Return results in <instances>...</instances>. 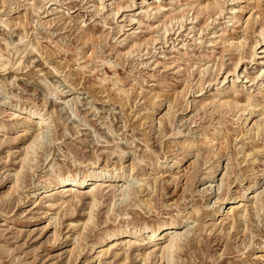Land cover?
Instances as JSON below:
<instances>
[{
  "label": "rangeland",
  "instance_id": "obj_1",
  "mask_svg": "<svg viewBox=\"0 0 264 264\" xmlns=\"http://www.w3.org/2000/svg\"><path fill=\"white\" fill-rule=\"evenodd\" d=\"M262 29L264 0H0V264H164V233L139 230L174 221L172 264H264V213H215L264 186ZM18 107L50 124L16 182ZM228 160L227 185L203 190ZM101 171L129 188L91 185L87 223L88 190L56 175Z\"/></svg>",
  "mask_w": 264,
  "mask_h": 264
},
{
  "label": "bare ground",
  "instance_id": "obj_2",
  "mask_svg": "<svg viewBox=\"0 0 264 264\" xmlns=\"http://www.w3.org/2000/svg\"><path fill=\"white\" fill-rule=\"evenodd\" d=\"M27 17H28V15H27ZM28 20H30V18ZM31 20H32V17H31ZM2 57H3V54L0 53V59H2ZM240 62H241V60H240ZM14 64H15V62H14ZM8 65L10 66V64L2 63L1 67H3V69H4V67L8 66ZM219 101H217V102H219ZM222 104L225 105L227 103L226 102H220V105H222ZM15 110H16V108H15ZM15 112L17 115L26 118L27 122L29 120L31 121V123L28 125H26V124L22 125V127H23V129H22L23 135L22 136L25 137V140L28 139V145L24 149V154H23V158L21 161V165H20L19 170L17 171V174H16V182H17L19 179V176H20L19 174L25 168V166H27L28 163H30V162H34L33 160H31V158L36 153V150L38 149V147L40 145V140L42 139L43 135H45L43 133H44L45 129L50 124V120L47 117V115L45 114V112L38 109L37 107H24L23 109H20V107H18L17 111H15ZM48 128L46 131H48ZM41 141H43V140H41ZM121 155L123 156L124 153H122ZM197 158L196 159L193 158L191 160L189 159L187 162V165L185 166L183 175L185 176L186 179H185V185H184L185 187L183 189V192L188 190V188L190 187L194 177L196 176L197 169H198ZM229 161L230 160H228L226 165L221 169L220 178L216 180V182H218V183L216 185H213V186H211V184L213 183L214 174L217 172H216V170L211 171L210 175H212V176L209 177L210 178V180L208 181L209 186L203 188V190H205L206 192H210L212 189H214L216 187H217V190H220L223 186L227 185V181L229 180L230 175L233 173L231 167L229 166ZM179 168H180L179 163H177V165L175 166L174 169H179ZM106 176H107V178L110 179V181L112 179L113 183L117 184L116 192L119 193L120 196H124L125 195L124 193L126 192L125 190H127L129 188V183L127 185L125 183V179L122 176H120L119 174H116L115 176H111L110 174H108V171H101L100 173H92V174L85 175L83 177H77L75 175L72 176L69 174H62V173H59L56 175V177L58 179L57 184L60 185V187L63 190H66V189L72 190L74 188L75 189H85L86 191L88 190L86 196L88 197V200H89L88 205L90 208V212H89V217H88L87 223H92L93 211H94L93 209L96 208V205L99 203L98 194L96 192V189H95V187H91V185H93L96 182L103 185L104 183L107 182L105 180ZM118 183H120V184L118 185ZM96 185H97V183H96ZM175 190H177V193H178L180 188L175 186L174 191ZM250 194L252 195V197H251L252 203H251L250 207H246V205L242 204L241 200L235 201V198H226V199L224 198V199H222V202H220L217 205V209H216L215 213L219 212V210H222L221 209L222 207L224 209L223 211H225V208L227 206H229L226 208L227 209L226 211H232V212L235 211V213L238 214L241 212V210H243L242 214L238 215L239 219H241V220H246V218H247L246 215H247V212H249V211H253L256 214V216H259V214L261 212L264 213V186H262L259 189L252 191ZM245 195L246 194H243L242 198L245 197ZM113 196L117 197V195H115V193H113ZM145 204L149 209H151L149 202H147ZM193 211L197 212L195 209ZM247 226H244L243 231H242V235H244V238L248 236L249 228ZM139 231H142L145 234L150 233V236H148V238H147L148 244H154V246H158L157 245L158 241H156V238L158 237V235L160 233L163 232L164 234H163V237L161 239L162 242L159 243L160 244V261H164V264H172L173 252H174L175 248L178 247V242H179V240H181V237L185 236L184 234L181 233L180 229L178 228V223L174 221L171 223L159 224L155 227L145 225ZM135 233H133L131 235H134ZM243 240L241 243H243ZM258 253H259V258H264V246L259 249ZM148 256H150V254H146V257H148Z\"/></svg>",
  "mask_w": 264,
  "mask_h": 264
}]
</instances>
